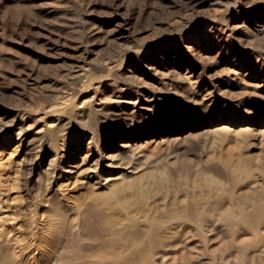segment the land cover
Instances as JSON below:
<instances>
[{"label": "rangeland", "instance_id": "374dc122", "mask_svg": "<svg viewBox=\"0 0 264 264\" xmlns=\"http://www.w3.org/2000/svg\"><path fill=\"white\" fill-rule=\"evenodd\" d=\"M220 124L247 131L216 144ZM263 131L264 0H0V213L17 237L0 263L264 264V218L239 223L264 202ZM113 155L137 167L123 183L155 172L143 205L103 176L74 183ZM193 202L205 228L158 219Z\"/></svg>", "mask_w": 264, "mask_h": 264}, {"label": "bare ground", "instance_id": "6f19581e", "mask_svg": "<svg viewBox=\"0 0 264 264\" xmlns=\"http://www.w3.org/2000/svg\"><path fill=\"white\" fill-rule=\"evenodd\" d=\"M213 129V128H212ZM243 131H247V128H238L237 130L230 128L228 125L226 124H220L219 126L215 127L214 130L211 132L213 133L216 138H212L215 140V143L217 144L218 142L220 143L223 139V137L228 134H231L232 136L234 135V137L236 135H241L243 133ZM264 132V131H263ZM223 136V137H222ZM228 139V138H226ZM225 139V140H226ZM213 140V142H214ZM241 141V139H240ZM239 141V142H240ZM212 142V143H213ZM227 141H225L224 143H226ZM237 141V143H239ZM236 144V143H235ZM239 145V144H237ZM226 148H228L226 146ZM226 155V154H225ZM114 156H109L108 158H103L99 160L98 163H95L93 161L92 165L93 166H88L86 169H84L83 171H81L80 173H77V179H74V183L80 182V184H90L91 183V179H96L97 181L101 180V177L103 176L105 179L103 180L105 183L103 185H106V187H109L111 185H113L115 182H120L121 184L127 180L130 175L134 176L137 174V167H135V163L131 162V163H124L125 165L121 164L120 166L118 165H114ZM229 157V156H228ZM59 159V155H56L55 159ZM105 159V160H104ZM227 159V158H226ZM226 159H222L223 162ZM241 160H245L248 159L247 157H243V155L241 154L240 156ZM252 159V158H249ZM51 161L50 163L54 162ZM229 160V159H228ZM225 161V162H230L229 161ZM130 162V161H129ZM222 162V163H223ZM224 162V164H225ZM248 162V161H246ZM74 162H70V164L68 166L65 167L64 171L60 172L59 174L56 173V170L52 171L51 173V179L52 182H55L58 187L61 186V181H69L71 183V176L73 174L76 173V166L73 165ZM132 164V165H131ZM228 166V164L226 165ZM116 168V169H115ZM49 170H52V168L50 167ZM215 170V169H214ZM213 170V171H214ZM263 170V169H262ZM157 171H159L158 173L161 174L162 170L157 169ZM156 174L155 172L151 171V172H144L141 175H138L137 177H133L130 181L123 183V185L118 184L115 185V193L118 194V197L120 198L119 200H124V196L128 195V200L125 202L124 204L126 205L127 208L129 209H133V207L136 206H141L143 205V202H145L147 200V198H149L150 196V188L148 186L145 185H141L143 179L145 180H149L153 177H155ZM200 175V173H199ZM264 175V172H263ZM113 176V177H111ZM194 176V175H193ZM195 176H197L195 174ZM202 176L205 179H209V180H217L218 182L220 180L215 179L214 175H212L211 173H207L204 172L202 173ZM108 177H111L108 178ZM198 177V176H197ZM196 177V178H197ZM194 180H197V179ZM199 179V178H198ZM59 180V181H58ZM193 181V180H191ZM53 184V183H51ZM101 185V186H103ZM1 181H0V196L4 193L3 190L1 189ZM4 202V201H3ZM2 200L0 199V211L2 210L3 204ZM220 206V205H219ZM222 207V206H221ZM202 207H197L196 206V202L192 203V206L190 207V210L188 211V213L184 214L185 211H181V210H169V212H165L162 213L160 215H158V219L161 220H165V219H170V218H189L190 220H198L201 222V225L203 228H205L206 224L203 221V217L206 216V213H208L210 211V208L206 209L204 211V209L202 211H199ZM7 212V211H4ZM264 218V202L262 200H259L258 204L253 206L250 210L246 211L244 214H241L240 216V220L239 223L242 224L243 226H247L248 228L251 229H258V226H260L261 220ZM8 222V215L6 213H0V246L6 244H16L15 242L17 241L16 238H14L13 236H11V234H9V230L6 227V223ZM132 222V221H131ZM130 222V225H128L129 227H134L136 224H132ZM174 223L171 224L170 227H166L167 230H175L176 228L182 226V227H186V224H181L179 221H173ZM10 224V223H9ZM150 228H152V232H148L145 233L144 230L142 228H140L137 232V237L136 238H140L139 242L141 243V245H143V247H141L139 250L140 252L143 253L144 259L147 260V253L148 251L152 250L153 248L156 247V245H159L161 243L160 240V228H158V226H150ZM144 229H146V227H144ZM143 237V238H141ZM3 239V240H2ZM15 241V242H14ZM10 244V245H11ZM13 245V246H14ZM24 249L28 250L29 249V245H24L22 246ZM22 248V250H23ZM1 249V248H0ZM130 259V257L128 256H124L122 258V262L124 261H128ZM2 264V263H0ZM5 264V263H4Z\"/></svg>", "mask_w": 264, "mask_h": 264}]
</instances>
